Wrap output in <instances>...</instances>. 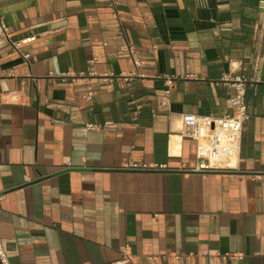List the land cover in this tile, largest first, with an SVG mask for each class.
<instances>
[{
    "label": "crops",
    "instance_id": "1",
    "mask_svg": "<svg viewBox=\"0 0 264 264\" xmlns=\"http://www.w3.org/2000/svg\"><path fill=\"white\" fill-rule=\"evenodd\" d=\"M0 16V93H18L0 102L10 264H114L125 244L123 264H264V177L189 171L182 123L231 112L223 75H245L238 159L264 171V0H0Z\"/></svg>",
    "mask_w": 264,
    "mask_h": 264
},
{
    "label": "built area",
    "instance_id": "2",
    "mask_svg": "<svg viewBox=\"0 0 264 264\" xmlns=\"http://www.w3.org/2000/svg\"><path fill=\"white\" fill-rule=\"evenodd\" d=\"M117 0H108V5L115 9ZM0 37L9 41L8 27L0 16ZM34 36L27 37L25 40L30 41ZM15 48H18L21 41L10 42ZM123 48L130 54L134 66H139V59L133 49L124 44ZM21 53V52H20ZM24 60H27L29 54L21 53ZM225 81L231 82L235 87V94L229 99L232 107L231 112L224 113L220 117L210 115L198 116L193 113L182 114V123L185 134L194 139L196 142L195 155L197 162L194 167L188 170L192 172H222L229 174H237L241 172H250L252 178H263L264 171H248L242 169L239 164L238 153L240 148V139L243 123L248 119V112L245 103V84L248 78L243 74L223 75ZM92 92L89 91L88 95ZM169 91L165 90L159 97L158 105L160 108H166ZM18 99L17 92L0 93V102H14ZM130 102L134 105L133 117L136 119V114L140 109V105L136 103L135 98L130 94ZM86 129L93 130H108L116 126L113 121H105L103 123L85 122ZM123 170H147V169H166V165L154 164L151 167L137 164L131 160L125 161L117 167ZM2 194L0 193V200ZM121 258L114 264H123L131 259L128 245L120 247ZM240 253H224L222 257L237 258ZM0 264H10L5 248L0 236Z\"/></svg>",
    "mask_w": 264,
    "mask_h": 264
},
{
    "label": "water",
    "instance_id": "3",
    "mask_svg": "<svg viewBox=\"0 0 264 264\" xmlns=\"http://www.w3.org/2000/svg\"><path fill=\"white\" fill-rule=\"evenodd\" d=\"M115 170H118V169H115Z\"/></svg>",
    "mask_w": 264,
    "mask_h": 264
}]
</instances>
